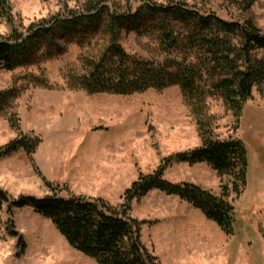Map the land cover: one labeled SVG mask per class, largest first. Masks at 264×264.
I'll list each match as a JSON object with an SVG mask.
<instances>
[{"label":"rangeland","instance_id":"374dc122","mask_svg":"<svg viewBox=\"0 0 264 264\" xmlns=\"http://www.w3.org/2000/svg\"><path fill=\"white\" fill-rule=\"evenodd\" d=\"M92 1H99L101 6L109 7L110 11L118 14L134 13L141 6L167 7L185 3L188 8L201 14H212L224 20H251L264 32V0H256L249 10L245 9L243 0H8L9 15L0 17V39L10 37L13 32L26 36L29 25L57 16L84 15ZM120 43L127 53L143 58L149 57L153 45L147 38L137 37L134 32L122 33ZM80 53L81 49L76 44H69L67 51L57 58L39 61L12 72L0 69V90L12 87L14 82H17L16 86L24 84L19 79L26 74L37 76L42 73L53 88L30 85L14 102L21 133L39 136L43 145H60L58 148L63 153H70L67 157L73 166L76 164L78 167L76 172L83 173L85 179L54 184L59 187V196L66 197L68 191L77 196L101 198L112 206H118L124 190L139 174H151L163 158L198 147L200 139L195 120L183 103L177 87L161 93L149 91L127 97L89 95L83 91L65 89L63 77L68 71L79 70ZM263 102L259 94L253 91L251 99L243 107L238 128L234 127L232 114L221 100L211 99L207 102L214 138L240 139L247 150L244 192L240 196L230 193L228 198L235 210V223L238 222L234 223V227L251 222L254 228L257 226L262 239ZM0 129L6 133L8 129L11 131L8 142L17 136L7 120L1 117ZM9 169V164H0V189L6 191L10 198L50 195L34 171L26 176L18 166L15 173ZM18 173L25 177L19 180ZM164 179L174 184L191 183L217 196L220 186L230 182L229 178H219L205 164H174L166 169ZM63 186L67 190H62ZM130 215L145 222L141 227V241L161 264H245V261L264 264V242L256 244L252 241L245 247L249 261H244L242 254L234 258L228 250L223 252L226 248L223 244L218 249L195 244L196 237L192 231L196 229V223L205 218L176 197L152 191L132 202ZM11 231L23 238V252L17 238L10 235ZM0 264L96 263L73 250L51 222L31 208L14 210L9 217L4 206L0 223Z\"/></svg>","mask_w":264,"mask_h":264},{"label":"trees","instance_id":"16d2710c","mask_svg":"<svg viewBox=\"0 0 264 264\" xmlns=\"http://www.w3.org/2000/svg\"><path fill=\"white\" fill-rule=\"evenodd\" d=\"M255 2L243 0L245 9H251ZM4 15H9L8 0H0V17ZM129 32L153 44L148 58L124 50L120 39L122 33ZM69 44L81 49L80 67L64 75L65 89L127 97L177 87L195 120L200 145L163 158L151 174H139L124 190L118 206L68 191L66 197L59 196V187L47 181L34 162L42 139L21 133L14 105L30 85L44 89L53 86L42 73L26 74L19 79L24 84L16 86L14 82L12 87L0 90V117L17 133L15 139L0 147V159L24 152L50 195L10 198L0 189V223L4 206L9 217L14 210L28 207L49 220L73 250L96 264H161L141 241L145 222L130 215L133 201L157 191L187 203L223 234L232 236L235 210L228 198L230 193L240 196L244 192L247 150L240 139L214 138L207 102L221 100L238 128L243 107L253 91L264 101V32L251 20H224L201 14L185 3L141 6L134 13L118 14L92 1L84 15L57 16L29 25L26 36L13 32L0 39V69L12 72L57 58ZM174 164H205L219 178H229L230 182L220 186L218 196L191 183L174 184L164 179L166 169ZM10 235L17 238L23 252L21 235L15 231Z\"/></svg>","mask_w":264,"mask_h":264},{"label":"crops","instance_id":"0c3cea01","mask_svg":"<svg viewBox=\"0 0 264 264\" xmlns=\"http://www.w3.org/2000/svg\"><path fill=\"white\" fill-rule=\"evenodd\" d=\"M10 139L11 131L8 129L6 133L3 129H0V145L8 142ZM43 144L44 142L39 146L33 158L36 166L39 168L47 181L52 184H64L68 181H72V179L75 181H79L81 178L85 179L82 172L79 174L76 172L78 171L76 164L73 166V164L69 161V157H67L70 154L69 152L67 153L65 151V155L63 151L58 148L60 145L56 146L53 143H47V145ZM4 163L11 166V169L8 171L11 170L12 173L16 172L15 167L18 166L23 169V174L26 176L33 174L29 159L22 151H19L7 158L0 159V164ZM25 175L18 173L17 178L21 180L25 177ZM196 224V229L192 231V234L196 237V240H194L195 244L197 243L201 244V246H209L212 249H218L220 244L226 245L223 252L228 250L234 258L242 254L244 261L248 259L246 256L248 251L245 247L251 244L252 241L256 244L264 242V239H262L259 235L257 226L255 229L253 225H251V222H249V224L247 222L242 223L241 226L239 224L237 225V228L233 225L234 233L230 237L225 236L217 225L206 219L200 220ZM207 258L208 257H205V260H208ZM245 264L249 263L245 261Z\"/></svg>","mask_w":264,"mask_h":264}]
</instances>
